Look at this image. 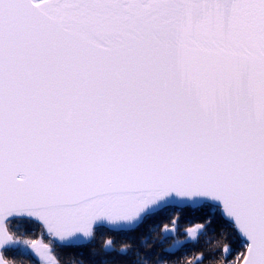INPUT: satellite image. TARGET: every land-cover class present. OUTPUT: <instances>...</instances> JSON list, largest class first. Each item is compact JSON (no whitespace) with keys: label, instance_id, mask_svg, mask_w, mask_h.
I'll return each instance as SVG.
<instances>
[{"label":"snow or ice","instance_id":"6c2138e0","mask_svg":"<svg viewBox=\"0 0 264 264\" xmlns=\"http://www.w3.org/2000/svg\"><path fill=\"white\" fill-rule=\"evenodd\" d=\"M69 249L264 264V0H0V264Z\"/></svg>","mask_w":264,"mask_h":264},{"label":"trees","instance_id":"16d2710c","mask_svg":"<svg viewBox=\"0 0 264 264\" xmlns=\"http://www.w3.org/2000/svg\"><path fill=\"white\" fill-rule=\"evenodd\" d=\"M155 237V234L154 233H148L146 232L145 233V241L148 243V244H152L153 243V239ZM137 243H139V241H137ZM65 262L66 264H70V262L72 260H78L80 259L81 257L78 255L77 251L74 250V249H69L67 250L66 254H65Z\"/></svg>","mask_w":264,"mask_h":264}]
</instances>
